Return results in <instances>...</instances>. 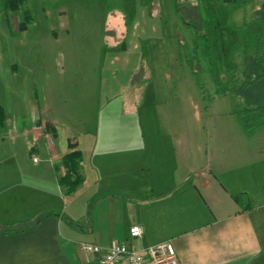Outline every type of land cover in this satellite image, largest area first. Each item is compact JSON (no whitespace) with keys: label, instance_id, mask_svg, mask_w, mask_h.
Segmentation results:
<instances>
[{"label":"rangeland","instance_id":"rangeland-1","mask_svg":"<svg viewBox=\"0 0 264 264\" xmlns=\"http://www.w3.org/2000/svg\"><path fill=\"white\" fill-rule=\"evenodd\" d=\"M189 2L205 37L183 23L173 0H28L17 13L0 0V160L27 170L30 155L48 159L30 150L35 135L52 136L45 121L57 124V149L73 137L94 140L105 124L119 139L130 126L173 125L205 156L212 140L237 137L236 112L264 105V95L229 94L226 66L242 63L256 37L264 41L261 13L247 0ZM23 10L30 21L18 32ZM107 16H124L118 22L133 30L108 28Z\"/></svg>","mask_w":264,"mask_h":264},{"label":"crops","instance_id":"crops-1","mask_svg":"<svg viewBox=\"0 0 264 264\" xmlns=\"http://www.w3.org/2000/svg\"><path fill=\"white\" fill-rule=\"evenodd\" d=\"M247 1L262 13L264 0ZM122 18L107 16L106 25L131 31ZM45 122L57 134V124ZM104 126L94 140L73 137L58 149L56 138L35 135L30 150L48 159L30 155L27 170L0 160V226L30 224L0 234V264H97L100 255L82 244L142 250L166 241L178 264H264V123L249 135L239 125L237 137L212 140L206 156L173 125L130 126L125 139ZM69 145L81 154V182L70 194L58 182ZM134 226L140 238L129 236Z\"/></svg>","mask_w":264,"mask_h":264},{"label":"trees","instance_id":"trees-1","mask_svg":"<svg viewBox=\"0 0 264 264\" xmlns=\"http://www.w3.org/2000/svg\"><path fill=\"white\" fill-rule=\"evenodd\" d=\"M5 13L19 12L28 0H1ZM176 13L179 15L184 24L191 27L198 37H205L201 29L200 9L196 4H192L189 0H173ZM188 3V6H184ZM1 12V11H0ZM28 11L23 12V22L19 24L16 31H24L30 21ZM261 21L264 24V8L261 13ZM244 62L242 64H227L226 74L229 79L230 94H240L251 88H258L264 95V43L260 37L255 39V47L250 50L244 47ZM259 86L262 88L260 89ZM262 95V96H263ZM239 124L248 135L253 133L258 127L264 123V105L255 108H245L236 112ZM47 132L56 138V130L48 123L45 124ZM70 151L61 159V164L65 170L63 176L59 178L60 186L64 187L67 193H72L80 184L79 163L81 154L69 145ZM30 227V224L20 225H3L0 226V234H11L21 232Z\"/></svg>","mask_w":264,"mask_h":264},{"label":"built area","instance_id":"built-area-1","mask_svg":"<svg viewBox=\"0 0 264 264\" xmlns=\"http://www.w3.org/2000/svg\"><path fill=\"white\" fill-rule=\"evenodd\" d=\"M142 233L139 226L129 229L131 238H140ZM81 249L88 254H99L97 264H178L174 246L170 241L142 250H134L114 242L105 250L93 244H82Z\"/></svg>","mask_w":264,"mask_h":264}]
</instances>
